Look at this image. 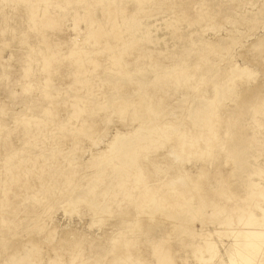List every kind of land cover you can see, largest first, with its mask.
Here are the masks:
<instances>
[{
    "label": "rangeland",
    "instance_id": "obj_1",
    "mask_svg": "<svg viewBox=\"0 0 264 264\" xmlns=\"http://www.w3.org/2000/svg\"><path fill=\"white\" fill-rule=\"evenodd\" d=\"M263 214L264 0H0V264H241Z\"/></svg>",
    "mask_w": 264,
    "mask_h": 264
},
{
    "label": "bare ground",
    "instance_id": "obj_2",
    "mask_svg": "<svg viewBox=\"0 0 264 264\" xmlns=\"http://www.w3.org/2000/svg\"><path fill=\"white\" fill-rule=\"evenodd\" d=\"M27 1V0H26ZM31 17V16H30ZM78 17V16H77ZM36 20V19H35ZM113 20V19H112ZM44 21V20H43ZM55 24V23H54ZM77 25V24H76ZM115 31H116V29H114ZM117 33V32H116ZM95 35V34H94ZM93 35V36H94ZM96 36H98L97 37V39L100 37V36H104L103 34H102V32L101 31H98V32H96V35H95V37ZM105 36H108V35H105ZM108 38V37H107ZM79 41V40H78ZM103 41H104V39H103ZM78 43V42H77ZM81 44V43H80ZM263 49V48H262ZM36 102V101H35ZM75 114V113H74ZM75 116V115H74ZM210 140V139H209ZM187 144V143H186ZM185 147H186V145H185ZM184 147V148H185ZM187 148H188V146H187ZM186 150V149H185ZM190 177V176H189ZM177 179V178H176ZM178 180L179 179H177V181L176 182H178ZM182 180V179H181ZM189 180V179H188ZM187 180V181H188ZM174 181V180H173ZM191 181V180H190ZM171 182V181H170ZM175 182V183H176ZM179 182H181V181H179ZM184 182V181H183ZM185 182H186V180H185ZM174 183V184H175ZM185 184V183H184ZM189 184V183H188ZM188 184H185V186L187 185L188 186ZM171 185V184H170ZM176 185H182V183H176ZM175 186V185H174ZM175 190H177V189H175ZM180 192V191H179ZM185 193V192H184ZM181 194H182V192H181ZM150 196V195H149ZM250 215V214H249ZM264 215V214H263ZM250 219V218H249ZM229 220V219H228ZM245 220H246V218H245ZM225 221V220H224ZM229 221H231V219L229 220ZM252 221H254V223H256V225L255 226H261V222H262V224L264 223V218L263 219H254V218H252ZM228 222V221H227ZM249 222V221H248ZM251 222V221H250ZM228 223H230V222H228ZM227 223V224H228ZM231 224V223H230ZM248 225H252V224H248ZM263 226V225H262ZM259 228H261V227H259ZM258 228V229H259ZM229 230H231L230 229V227L228 228ZM248 229V228H247ZM250 229V228H249ZM249 229H248V231H249ZM233 230V229H232ZM242 230H244V229H242ZM261 230V229H260ZM251 231V230H250ZM247 231H238V238L240 239L239 241L237 240L236 241V239H238V238H235V241H236V244H233L234 246L233 247H235V249H236V251L235 252H233V253H238L239 255H240V257L242 258V263H243V261L244 262H247V263H249V264H264V260H261V259H259L258 257H259V254H260V252L264 249H261V246H262V244L260 245V243H261V241H257L258 243H254L255 241H248V239L251 237H253V236H257V237H261V239H263V237H264V231L263 230H261V231H253V232H250V233H246ZM228 233V232H227ZM227 233L225 234V235H227ZM234 235H235V233H234ZM256 238V237H255ZM255 238H253V239H255ZM252 240V239H251ZM259 240V239H258ZM234 241V242H235ZM264 245V244H263ZM232 246V245H231ZM209 247L211 248L212 247V245H209ZM215 248V247H214ZM230 248V247H229ZM229 248H228V250H229ZM227 249V248H226ZM235 249H233V250H235ZM228 250H227V252H228ZM216 251V250H215ZM232 251V250H231ZM229 252L230 253V255H231V253L232 252ZM264 252V250L262 251V253ZM209 253H210V251H209ZM228 253V254H229ZM214 254V253H213ZM212 254V255H213ZM216 254H217V251H216ZM227 254V253H226ZM238 254H232V255H238ZM238 255V256H239ZM216 255L214 254V257H215ZM237 256V257H238ZM262 256H264V255H262ZM213 257V258H214ZM240 257H238V258H240ZM39 259V258H38ZM127 259V258H126ZM230 259V258H229ZM122 260V259H121ZM160 260H161V258H160ZM160 260H159V262H160ZM211 260V259H210ZM231 260V259H230ZM233 260V259H232ZM238 260V259H237ZM239 260V261H240ZM163 261V260H162ZM235 260H233V264L234 263H236V262H234ZM158 262V263H159ZM206 262H208V261H206ZM210 262V261H209ZM35 264H41L39 261H37L36 259H35V262H34ZM164 263V262H163ZM162 262H161V264H163ZM165 263H166V261H165ZM164 263V264H165ZM231 263V262H230ZM237 263H239V262H237ZM236 263V264H237ZM241 263V264H242ZM50 264H60L59 262H55V261H51L50 262ZM223 264V263H222Z\"/></svg>",
    "mask_w": 264,
    "mask_h": 264
}]
</instances>
